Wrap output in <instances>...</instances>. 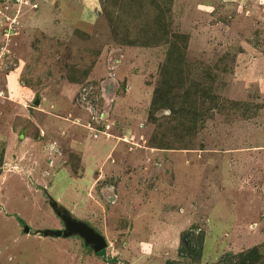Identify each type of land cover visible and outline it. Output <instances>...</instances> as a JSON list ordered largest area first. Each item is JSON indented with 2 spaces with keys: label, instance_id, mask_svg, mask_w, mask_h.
I'll return each mask as SVG.
<instances>
[{
  "label": "rangeland",
  "instance_id": "obj_1",
  "mask_svg": "<svg viewBox=\"0 0 264 264\" xmlns=\"http://www.w3.org/2000/svg\"><path fill=\"white\" fill-rule=\"evenodd\" d=\"M49 199L104 255L33 234ZM182 236L264 246V0H0V264H189Z\"/></svg>",
  "mask_w": 264,
  "mask_h": 264
},
{
  "label": "trees",
  "instance_id": "obj_2",
  "mask_svg": "<svg viewBox=\"0 0 264 264\" xmlns=\"http://www.w3.org/2000/svg\"><path fill=\"white\" fill-rule=\"evenodd\" d=\"M155 33L151 34L150 40L153 43H158L159 40L155 39L158 37H154ZM166 35V34H165ZM168 37H165L164 39H167ZM148 43V42H147ZM147 43H144L143 45L146 46ZM174 47V45H171ZM181 57L177 60L173 57V51L169 49L168 54L165 59V63L163 65V71L167 74L166 76L172 77L173 75L179 73L181 71V68L183 67V64L181 63ZM181 76V75H179ZM176 77L171 81L169 87H171L170 90L165 91L166 96H162V100L164 101L165 106H168L171 100L167 95L171 94V90L174 88L173 83H175V86H179L180 88L181 83L183 81V78ZM170 108V107H169ZM170 110V109H169ZM171 111V110H170ZM172 114V111H171ZM181 245H182V251L186 253L185 259L189 261V264H194L195 262H198L201 252V240L198 242H194L193 240H188V236L184 238V236L181 237ZM105 250L97 253L96 255L102 256L104 255ZM183 257V256H182ZM172 264V263H170ZM215 264H264V246L262 247H253L250 249H247L245 251H242L237 254H229L226 256H223L217 263Z\"/></svg>",
  "mask_w": 264,
  "mask_h": 264
},
{
  "label": "water",
  "instance_id": "obj_3",
  "mask_svg": "<svg viewBox=\"0 0 264 264\" xmlns=\"http://www.w3.org/2000/svg\"><path fill=\"white\" fill-rule=\"evenodd\" d=\"M39 104V100H35V105ZM49 204L54 211L55 215L63 223L62 230H43V231H33L34 235H40L42 237H55V238H69L73 236L79 237L85 246L90 247L93 253H99L107 247L106 239L96 232L92 227L86 223L72 218L69 213L58 206V204L49 199ZM24 233H29V228L23 226Z\"/></svg>",
  "mask_w": 264,
  "mask_h": 264
},
{
  "label": "crops",
  "instance_id": "obj_4",
  "mask_svg": "<svg viewBox=\"0 0 264 264\" xmlns=\"http://www.w3.org/2000/svg\"><path fill=\"white\" fill-rule=\"evenodd\" d=\"M108 157H109V155H107V158H108ZM18 225H21V223L18 224ZM22 233L25 234V235H28V234L24 233L23 229H22ZM44 238H47V237H44Z\"/></svg>",
  "mask_w": 264,
  "mask_h": 264
}]
</instances>
